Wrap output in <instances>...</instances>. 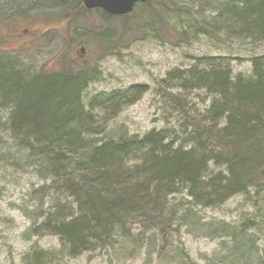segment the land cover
<instances>
[{"label":"trees","instance_id":"trees-1","mask_svg":"<svg viewBox=\"0 0 264 264\" xmlns=\"http://www.w3.org/2000/svg\"><path fill=\"white\" fill-rule=\"evenodd\" d=\"M68 1L37 0L44 5ZM153 2L137 3L122 16L82 7L81 21L91 14L90 21L98 24L86 25L97 29L106 48L117 49L154 21L167 24L149 8ZM218 10L220 21L231 31L264 40V0H221ZM82 23H77L75 33ZM3 60L0 56V111H9L5 128L29 153L40 178L64 189L71 199L57 200L38 228L57 235L71 255L107 246L116 228L127 236L135 225L168 227L174 221L167 207L169 196L180 190L186 189L193 204L211 207L264 182V56L252 58L250 78L233 76L222 58H199L186 69L167 73L182 90L204 89L211 95L204 115L189 133V143L181 144L166 140L164 131L153 130L120 140L91 138L104 125L82 102L90 73L63 67L40 68L30 75ZM147 90L145 84L134 85L100 103L117 113ZM172 99L182 102L175 95ZM232 235L230 264H249L255 255L250 243L241 234ZM42 257V252H33L24 261L40 264Z\"/></svg>","mask_w":264,"mask_h":264},{"label":"rangeland","instance_id":"rangeland-1","mask_svg":"<svg viewBox=\"0 0 264 264\" xmlns=\"http://www.w3.org/2000/svg\"><path fill=\"white\" fill-rule=\"evenodd\" d=\"M220 5L221 0H155L149 8L156 9L167 24L154 21L139 37L115 49L106 48L97 29L86 25L98 24L90 21L91 14L82 17L85 24L76 31L77 40L70 41L71 34H61L60 22L47 21L40 14L59 11L60 4L22 3L18 7L29 17L21 14L19 21L25 24L17 25L16 34L25 26L30 33L2 45L0 35V56L30 75L40 68L63 67L90 73L82 102L104 125L91 138L120 140L153 130L164 131L166 140L176 144L189 143V133L204 115L211 95L204 89L184 91L177 81L168 80L167 73L186 69L199 58H222L229 62L233 76L249 77L252 58L264 56V40L231 31L220 21ZM93 16L99 19L97 13ZM80 45L86 47L87 57L75 61ZM139 84H145L147 92L117 113L100 103ZM173 95L182 102L173 100ZM8 118V110L0 111V264H25V257L33 252H42L40 264H230L232 234H241L250 243L255 255L249 264H264V182L211 207L193 204L186 189L180 190L169 196L167 207L174 221L168 227L135 225L127 236L116 228L107 246L71 255L57 235L38 228L57 200L71 199L64 189L40 178L29 153L6 130Z\"/></svg>","mask_w":264,"mask_h":264},{"label":"flooded vegetation","instance_id":"flooded-vegetation-1","mask_svg":"<svg viewBox=\"0 0 264 264\" xmlns=\"http://www.w3.org/2000/svg\"><path fill=\"white\" fill-rule=\"evenodd\" d=\"M10 0H0V35H2L1 39V45L10 38H13L14 40L17 39L19 36L22 35H28L30 33L29 27L25 26L21 33L16 34L17 31V25L25 24V22H20L19 17H22L21 14H24L26 18L29 17V14H25L22 12L18 5H13L9 3ZM82 7H84L82 0H69L68 2L64 4H60V10L59 11H51L53 13L48 12H40L43 19L50 21V22H60V24L63 26L61 34L65 35V32L71 34L72 36L69 37L68 40L71 41V39L77 40V36L75 33V29L78 22H81V11ZM85 8V7H84ZM86 9V8H85ZM44 10V9H42ZM63 13L64 16H61L59 18V14ZM30 22V21H28ZM3 28V29H2ZM16 29V30H15ZM41 33V32H40ZM44 36L43 34H41ZM41 36V37H42ZM9 37V38H8ZM64 38V37H63ZM68 38V37H67ZM35 38H33L34 40ZM32 39H28L27 41H31ZM25 40H21L22 42H27ZM73 43V42H72ZM0 45V46H1ZM81 47H84V45H80L79 48L76 50L75 53V61H84L87 57V49L84 47V52L82 53L80 50Z\"/></svg>","mask_w":264,"mask_h":264},{"label":"water","instance_id":"water-1","mask_svg":"<svg viewBox=\"0 0 264 264\" xmlns=\"http://www.w3.org/2000/svg\"><path fill=\"white\" fill-rule=\"evenodd\" d=\"M146 1L148 0H82L85 8H100L112 15L127 14L132 11L136 3ZM79 51L83 53L84 47H81Z\"/></svg>","mask_w":264,"mask_h":264}]
</instances>
